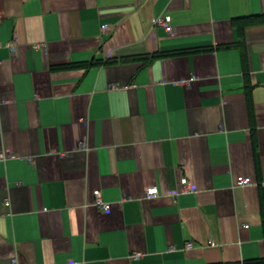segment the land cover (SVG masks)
<instances>
[{
    "label": "crops",
    "instance_id": "1",
    "mask_svg": "<svg viewBox=\"0 0 264 264\" xmlns=\"http://www.w3.org/2000/svg\"><path fill=\"white\" fill-rule=\"evenodd\" d=\"M0 153V264L264 258V0H0Z\"/></svg>",
    "mask_w": 264,
    "mask_h": 264
},
{
    "label": "built area",
    "instance_id": "2",
    "mask_svg": "<svg viewBox=\"0 0 264 264\" xmlns=\"http://www.w3.org/2000/svg\"><path fill=\"white\" fill-rule=\"evenodd\" d=\"M154 26L155 27H159V28H162L165 32L167 33H171L173 31V28L170 24V17L168 15H161V16H157L155 19H154V22H153ZM110 29L109 25L108 24H102L100 26V30L102 32V34H106V32H108V30ZM14 45V43H10L8 47L12 48ZM193 78H190L189 81L187 82V84L192 81ZM79 148L81 149H85V144L84 143H81ZM0 157H4L2 155V153H0ZM253 182L252 180L249 178V177H244V176H238L236 178V185L237 186H247V185H251ZM196 192V186L190 182L187 178L183 177L181 178L180 180V184H179V190L176 194H187V193H195ZM158 194V190H157V187H151V188H148L145 192V195L147 198H153L155 197L156 195ZM93 197H94V200H93V204L94 206L100 210L101 212H107L108 209H109V203L108 202H105L103 199H102V196H101V193L99 190H94L93 191ZM209 246H214V243L213 242H209ZM192 247V243L191 242H187L184 246V249L185 250H188ZM142 256V253L141 252H133L131 255H130V259L131 260H137L139 259L140 257ZM12 262H15V259L12 260Z\"/></svg>",
    "mask_w": 264,
    "mask_h": 264
},
{
    "label": "trees",
    "instance_id": "3",
    "mask_svg": "<svg viewBox=\"0 0 264 264\" xmlns=\"http://www.w3.org/2000/svg\"><path fill=\"white\" fill-rule=\"evenodd\" d=\"M259 19H263V18H258V17H243V18H239V19L235 20V22L237 21L240 35H241V31H242V29H241L242 27L240 26V24H241L240 22H242V24H247V23L253 22L254 20H259ZM159 56H164V54L145 55L144 57H141V58L142 59H146V60H150V59H153V58H156V57H159ZM251 264H264V258L259 259V260H256V261H254Z\"/></svg>",
    "mask_w": 264,
    "mask_h": 264
}]
</instances>
